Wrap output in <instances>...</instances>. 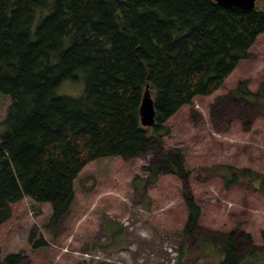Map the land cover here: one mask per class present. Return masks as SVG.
I'll list each match as a JSON object with an SVG mask.
<instances>
[{"label": "trees", "instance_id": "1", "mask_svg": "<svg viewBox=\"0 0 264 264\" xmlns=\"http://www.w3.org/2000/svg\"><path fill=\"white\" fill-rule=\"evenodd\" d=\"M262 35L264 0L251 11L214 0H0V93L11 98L0 123V226L25 198L51 205L56 225L70 213L75 183L90 163L133 159L162 143L171 118L222 89ZM80 73L85 94L60 96V86ZM246 85L233 94L251 96ZM148 86L152 128L140 117ZM162 161L159 171L169 166L190 177L182 150L168 151ZM217 174L227 188L247 175L264 188L250 170L225 165ZM185 201L189 237L203 210L189 193ZM214 244L221 264H264V250L255 245L241 256L236 233ZM44 246L40 240L34 248ZM21 260L11 254L5 264Z\"/></svg>", "mask_w": 264, "mask_h": 264}, {"label": "rangeland", "instance_id": "2", "mask_svg": "<svg viewBox=\"0 0 264 264\" xmlns=\"http://www.w3.org/2000/svg\"><path fill=\"white\" fill-rule=\"evenodd\" d=\"M78 76L58 94L81 98L85 76ZM243 84L252 95L236 97ZM10 105L0 93V123ZM167 125L171 134L144 155L90 163L75 183L70 213L56 225L51 205L29 198L15 204L0 226V264L11 254L21 255L19 264H221L224 255L214 243L232 233L241 256L251 245L264 250V188L247 174L227 188L217 174L228 165L264 180V35L222 89L196 98ZM175 149L185 153L188 179L169 166L159 171L163 154ZM187 193L203 210L189 237ZM40 240L47 246L35 249Z\"/></svg>", "mask_w": 264, "mask_h": 264}, {"label": "water", "instance_id": "3", "mask_svg": "<svg viewBox=\"0 0 264 264\" xmlns=\"http://www.w3.org/2000/svg\"><path fill=\"white\" fill-rule=\"evenodd\" d=\"M216 3L240 11H251L257 6V0H214ZM140 117L143 127L152 128L156 123V109L154 99L147 87L140 107Z\"/></svg>", "mask_w": 264, "mask_h": 264}, {"label": "bare ground", "instance_id": "4", "mask_svg": "<svg viewBox=\"0 0 264 264\" xmlns=\"http://www.w3.org/2000/svg\"><path fill=\"white\" fill-rule=\"evenodd\" d=\"M26 10H27V9H26ZM196 18H197V17H196ZM127 27H128V25H127ZM127 27H126V28H127ZM127 29H128V28H127ZM130 33H131V31H130ZM8 141H9V140H8ZM24 144H25V143H24Z\"/></svg>", "mask_w": 264, "mask_h": 264}]
</instances>
